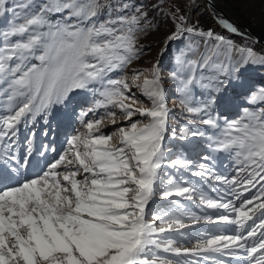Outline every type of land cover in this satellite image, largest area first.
I'll use <instances>...</instances> for the list:
<instances>
[{"label": "snow or ice", "instance_id": "snow-or-ice-1", "mask_svg": "<svg viewBox=\"0 0 264 264\" xmlns=\"http://www.w3.org/2000/svg\"><path fill=\"white\" fill-rule=\"evenodd\" d=\"M18 7L27 12L33 5ZM132 7L126 0H48L0 33V89L10 104L6 114L0 115V140L15 137L21 124L34 122L37 114L47 113L53 105L69 104L72 93L94 84L103 88L97 106L118 110L107 112L110 123L117 125V117L122 118L117 131L109 135L101 131L103 118L86 120L88 114L82 113L83 131L67 140L66 153L48 170L23 182L13 174L26 166L27 157L13 155L11 143L4 146L0 264H172L160 258L161 250L176 255L223 251L239 256L242 252L247 264H264V89L249 97V104L258 110L245 108L242 117L225 120L222 129L208 112L213 104L230 107L240 94L250 91V65H264V54L229 44L228 62L218 63L213 57L219 55L224 38L190 26L183 15H176L179 9L173 13L174 30L163 37L161 54L185 34L214 37L219 42L210 53L195 59L190 58L195 49L189 43L177 56V68L169 78L177 82L180 104L189 116L199 117L201 124L216 130L208 137L214 150L234 154L237 162L236 176L213 174L209 179L227 185L238 204L199 194L200 205L234 216L219 215L215 222L236 225L235 233L200 238L195 248L181 249L169 233L186 228L185 217L193 222L214 221L182 210L174 200L169 206L152 207L157 196L161 201L194 200L198 190L175 183L162 171L169 109L157 66L133 70L130 77L110 75L139 59L143 46H138L137 33L146 35L147 29L156 27L146 22L147 13L141 8L129 14ZM7 11L6 0H0V14L7 15ZM53 12H67L74 22L53 24L48 15ZM216 19L228 31L244 35L224 17ZM233 52L238 57L233 58ZM200 69L214 73L208 84L203 83L202 73L197 79ZM220 76L235 81L239 91L231 97L212 96L202 107L192 106L193 87L200 84L219 92L216 81ZM134 89L147 97L150 107L141 104ZM181 134L186 136L189 130L181 129ZM61 163L64 170L58 171ZM189 163L176 159L170 166L186 168ZM199 169L194 175L202 177L207 165L202 163Z\"/></svg>", "mask_w": 264, "mask_h": 264}, {"label": "rangeland", "instance_id": "rangeland-1", "mask_svg": "<svg viewBox=\"0 0 264 264\" xmlns=\"http://www.w3.org/2000/svg\"><path fill=\"white\" fill-rule=\"evenodd\" d=\"M227 5H221L219 12L220 16H225V11L230 9L229 17L241 18L244 22L250 23L249 25L257 32V34L264 38V0H223ZM48 0H6L8 5L7 15L0 14V33L7 31L13 22L18 19L22 22L25 15L35 10L36 5L43 6ZM127 3L132 5L129 14L135 12L136 8H141L147 13V23L155 25V29H147V34L137 33L139 41L138 46H143V53L138 60L133 61L128 68L123 71L110 74L112 78H119L124 75L129 77L133 70L143 72L145 69H151L156 65L160 71L162 80L164 81L165 88V101L169 109L167 120V132L163 140L164 149V167L163 173H166L175 183L182 184L183 186H195L198 190L194 200H187L184 197H172L168 201H161L157 196V202L152 207L158 208L160 205L169 206L170 201L174 200L182 210L194 213L196 216L204 217L209 216L214 221L209 223L207 220L201 218L198 222H193L187 217L184 218V223L187 225L184 229H179L169 233V236L177 242V246L181 249L195 248L197 241L200 238H207L214 235H231L235 233L236 225H229L217 221L219 215H229L234 219L230 212H225L223 209H210L202 206L199 203V194L203 193L208 198L213 200L228 202L233 200L238 204V201L232 197L228 191L227 185H223L213 179H209L213 174L222 175L228 178L237 175V162L236 157L230 155L228 152L216 151L214 146L210 145L209 136L216 131L203 125L199 122V117H190L186 110L181 106V95L178 92L177 82L169 78L170 73L177 68L176 58L181 51L187 50V45L191 43L195 49V56L190 58L195 59L201 53H210L211 50L217 48L219 42L214 37L209 38L206 36H199L195 34H185L181 39L173 41L166 46L165 51L161 54L160 50L164 47L163 37L174 30V16L173 13L176 9V15H183L186 22L195 27L198 31L208 32L211 30L215 35L224 38V44L218 48L219 55L214 56L216 62H228L227 47L229 44L233 48H252L258 54H264V47L241 36L234 35L226 30L217 21L211 11L208 9L205 0H126ZM32 4L33 7L28 9L27 12L23 11L18 5ZM51 23H73V20L68 19L67 12L62 13H49ZM143 26V25H141ZM0 36V41H2ZM239 53L233 52L232 57H238ZM38 63V61H33ZM203 75V83L208 84L212 79L214 73L211 69H200L197 72V79H201ZM250 91H245L240 94L238 98L232 103L230 107H222L218 104H213L208 109V112L215 117L221 129L224 126L225 120H236L244 115V109L258 110V106L249 104V97L253 93L259 92L264 89V65L259 63L250 65ZM222 81V82H221ZM0 81V85H2ZM235 81L229 82L225 76H220L216 81V87L219 92L212 87H202L197 84L193 87L191 92V103L194 107H202L208 103L212 96L231 97L235 95L238 89L235 88ZM103 88L99 84L91 85L86 90H77L71 94V102L67 105H53L52 108L45 114H37L34 122L30 119L28 123L21 124L18 133L15 137L10 139L0 140L2 142L1 156H4V147L11 143V150L15 149L14 141L19 140V155L18 158L23 159L27 157V164L25 167L20 168L21 171H26L27 174L34 173L30 176H21L22 182L25 179L35 178L37 175L42 174L43 171L48 170L50 164L59 160L61 155L66 153L68 149L67 140L83 131V124L80 119L82 113H87L86 120H96L103 118V126L101 131L109 135L117 131V126L122 123V118L117 117V125L110 123V118L107 116L108 111H118L116 109L98 107L97 101L103 99L100 95ZM134 91H136L134 89ZM136 96L144 107H150L151 103L147 97L141 96L136 91ZM10 107L7 102L4 92L0 89V115L6 114V109ZM91 110V111H90ZM59 111L62 113L59 114ZM62 115V116H61ZM204 115V114H202ZM60 120L58 121V117ZM206 118V115H205ZM134 119L147 122L143 117H135ZM68 122V123H67ZM67 129L65 132L64 129ZM175 129V135H173ZM181 129H188L189 134L182 136ZM192 132H203L204 136L192 135ZM218 134V133H217ZM36 135V136H35ZM36 138V139H35ZM15 139V140H14ZM34 139L38 141L40 146L35 150L37 156V166L41 164V168L33 172L35 169L36 159L31 162L33 151ZM117 141L114 139L113 143ZM30 150V155H29ZM81 150H83L81 148ZM46 154L45 161L43 158ZM204 157H208L207 160ZM42 159V160H41ZM181 159L190 162L185 167H171V161ZM31 162V163H30ZM207 165V171L204 176H196L195 172L199 171L200 164ZM30 169L33 171L30 172ZM64 170V164L61 163L58 171ZM25 172H23L25 174ZM78 179L80 177H77ZM164 185L161 184V188ZM257 188L252 189V194H255ZM245 195H249L245 193ZM250 198V196H249ZM150 218V217H149ZM259 221H257L258 223ZM249 224L252 222L249 221ZM161 259L170 260L172 264H236L238 256L228 255L226 252H199L183 253L176 255L175 253L158 252ZM242 252L239 254L241 257ZM230 258V259H229ZM232 258V259H231ZM238 261H241L240 258Z\"/></svg>", "mask_w": 264, "mask_h": 264}, {"label": "bare ground", "instance_id": "bare-ground-1", "mask_svg": "<svg viewBox=\"0 0 264 264\" xmlns=\"http://www.w3.org/2000/svg\"><path fill=\"white\" fill-rule=\"evenodd\" d=\"M209 3H210V7H208V9L211 11V13H212V15H213V19H214V21H216V16L217 15H220L219 14V12H220V10H221V5H226L225 4V2L223 1V0H209ZM227 6V5H226ZM230 9H228V10H226L225 11V16L227 15H229L230 14ZM215 13H217V14H215ZM60 113H62V111H59V114ZM62 116V115H61ZM61 116H59V120H60V117ZM68 123V122H67ZM65 130V132L67 131V129L65 128L64 129ZM36 136V135H35ZM36 139V138H35ZM34 139V144H33V151H32V157L31 158H29L30 159V161L31 162H33L35 159H36V161L35 162H33V163H35L36 165H35V170L33 171L32 169H30V172H35V171H37L39 168H41L42 166H41V164L39 163V166H37V156L38 155H36L35 153V150L40 146V144L38 143V141L37 140H35ZM15 140V139H14ZM3 142V141H2ZM0 143V151L2 152V144L3 143ZM14 145H15V149H13V150H11V153L13 154V155H15V156H17L18 157V155H19V150H18V147H19V145H20V143H19V140L17 139V141H14ZM4 147V146H3ZM2 148V149H1ZM4 151V150H3ZM35 152V153H34ZM0 157H3V156H1V153H0ZM38 158H39V160H40V156H38ZM45 158H46V154H45V156H44V158H43V162L45 161ZM42 160V159H41ZM3 161H2V159H0V163H2ZM30 162V163H31ZM13 175H15V176H18V179L21 181V176H23V172L21 171V170H19V173L17 174V173H14ZM13 183V185L15 184V181H13L12 182ZM230 259V258H229ZM232 259V258H231Z\"/></svg>", "mask_w": 264, "mask_h": 264}, {"label": "water", "instance_id": "water-1", "mask_svg": "<svg viewBox=\"0 0 264 264\" xmlns=\"http://www.w3.org/2000/svg\"><path fill=\"white\" fill-rule=\"evenodd\" d=\"M205 2H206V5L208 7H210L209 0H205ZM215 14H217V13H215ZM217 17H221V16L217 15L215 18H217ZM222 17H224L229 22H231L235 26H237L238 29L240 30V32L244 33V35H238V34L232 33V32H230V31H228L227 29L224 28L226 30V32H230V33H232L234 35L241 36V37H244V38H247V39H251L252 41H254L257 44H259V45L264 47V38L257 34V32L249 25L250 23L244 22L241 18H238L237 16L236 17H229V16L226 15V16H222ZM216 21H217V19H216ZM219 26L221 27L220 24H219Z\"/></svg>", "mask_w": 264, "mask_h": 264}]
</instances>
